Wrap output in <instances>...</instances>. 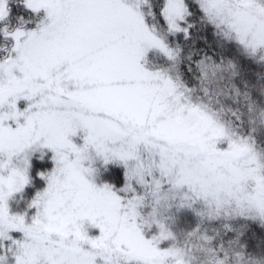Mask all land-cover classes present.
I'll return each mask as SVG.
<instances>
[{
	"label": "snow or ice",
	"instance_id": "6c2138e0",
	"mask_svg": "<svg viewBox=\"0 0 264 264\" xmlns=\"http://www.w3.org/2000/svg\"><path fill=\"white\" fill-rule=\"evenodd\" d=\"M0 264H264V0H0Z\"/></svg>",
	"mask_w": 264,
	"mask_h": 264
}]
</instances>
